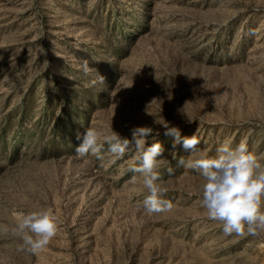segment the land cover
I'll return each mask as SVG.
<instances>
[{
	"label": "rangeland",
	"instance_id": "obj_1",
	"mask_svg": "<svg viewBox=\"0 0 264 264\" xmlns=\"http://www.w3.org/2000/svg\"><path fill=\"white\" fill-rule=\"evenodd\" d=\"M163 119L200 151L173 147ZM89 126L159 131L169 211H144L135 153L76 155ZM225 141L264 156V0H0V264H264V241L225 235L176 162ZM42 208L56 235L19 250L16 217Z\"/></svg>",
	"mask_w": 264,
	"mask_h": 264
},
{
	"label": "clouds",
	"instance_id": "obj_2",
	"mask_svg": "<svg viewBox=\"0 0 264 264\" xmlns=\"http://www.w3.org/2000/svg\"><path fill=\"white\" fill-rule=\"evenodd\" d=\"M81 68L85 73L91 70L87 59L83 60ZM99 79L104 81L101 75ZM155 122L163 126L165 136L173 138V147L179 144L190 154L200 151L196 148L199 140L195 135L182 136L179 127L171 126L164 119ZM131 133V138H126L113 128L111 133L104 134L97 127L89 126L82 135L77 134L80 143L74 151L77 156L91 154L102 159L101 149L106 143L107 151L116 157L126 152L135 153V161L128 170L133 173V181L139 174L147 190L142 202L144 211L147 214L169 211L172 204L164 198L166 189L159 171L164 152L163 143L157 139L160 133H155L156 138L151 143L148 139L153 136L152 127L137 126ZM172 157L176 159L174 151ZM176 162L198 172L202 181L200 205L206 210L209 220L222 224L221 230L225 235L235 234L264 241V156L245 141L235 146L225 141L216 148L214 155L201 152L195 159L181 157ZM167 172L172 174L173 168H167ZM60 223V217L53 209L42 208L17 216L11 231L22 242L19 250L36 253L49 244ZM245 264H256L255 254H249Z\"/></svg>",
	"mask_w": 264,
	"mask_h": 264
}]
</instances>
